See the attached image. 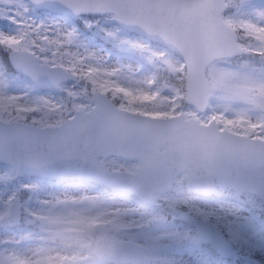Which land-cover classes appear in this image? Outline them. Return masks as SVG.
<instances>
[{"label":"rangeland","instance_id":"rangeland-1","mask_svg":"<svg viewBox=\"0 0 264 264\" xmlns=\"http://www.w3.org/2000/svg\"><path fill=\"white\" fill-rule=\"evenodd\" d=\"M227 3L222 19L238 33L252 64L235 57L211 62L209 107L199 113L184 100L182 104L184 61L146 37L122 29L112 21V14L69 19L36 10L26 0H0V51L5 57L14 49L27 50L40 62L61 66L80 80L64 83L59 93L39 90L23 75L9 77L14 73L5 71L8 67L0 55V119L56 126L75 110L89 111L98 89L132 112L194 116L202 123L214 121L221 129L264 140V115L252 101L254 93L264 94V0ZM236 6H242L240 12H235ZM168 74L170 82L165 78ZM98 160L116 170L136 172L140 166L137 160L116 156ZM187 178L186 172L173 176L172 188L155 195L149 205L105 187L18 176L10 164L0 163V247L9 251L0 252V264H116L94 254L100 236L141 246L149 258L146 264H262L250 257L264 259L262 199L220 182L215 183L213 197L203 199L188 193ZM16 196H20V217L11 224ZM176 209L210 222L217 234L224 235L232 253L223 256L219 241H204ZM100 224L103 230L96 229ZM30 239L36 240L30 243Z\"/></svg>","mask_w":264,"mask_h":264},{"label":"water","instance_id":"water-1","mask_svg":"<svg viewBox=\"0 0 264 264\" xmlns=\"http://www.w3.org/2000/svg\"><path fill=\"white\" fill-rule=\"evenodd\" d=\"M38 10L76 19L84 14H113V22L173 50L185 62L187 104L199 112L208 108L211 84L208 65L220 58L248 53L236 32L222 20L226 0H28ZM12 68L45 91H62V83L79 82L61 66L40 62L30 51L8 53ZM89 111L56 126L0 119V162L17 175L58 181L93 182L151 204L155 194L172 188V177L188 172V193L210 198L215 182L241 192L249 189L264 202V140L221 129L211 121L183 115L148 116L117 106L103 92L94 95ZM264 114V94H253ZM119 156L141 162L136 172L110 169L98 157ZM197 227L205 241L218 240L220 252L231 254L224 236L190 212L176 209ZM20 217V198L12 202L10 222ZM103 230V225L96 227ZM103 245L101 246V243ZM108 244V247H105ZM94 253L115 263H147L142 248L100 236ZM71 264V263H63Z\"/></svg>","mask_w":264,"mask_h":264},{"label":"trees","instance_id":"trees-1","mask_svg":"<svg viewBox=\"0 0 264 264\" xmlns=\"http://www.w3.org/2000/svg\"><path fill=\"white\" fill-rule=\"evenodd\" d=\"M241 7L240 6H236L235 7V11L237 12H240L241 11ZM154 44V43H153ZM169 50V49H168ZM170 52H171V50H169ZM0 55H2L3 56V58H4V60H3V65L4 66H7L8 67V71H11L12 73H14L12 70H11V68H10V66H9V63H8V59L5 57V55L0 51ZM245 57V56H244ZM183 75H184V73H183ZM20 78L21 76L20 75H18V74H15L14 73V75H11V78ZM161 77H163V76H161ZM172 75L171 74H168V75H166L165 76V78H166V80L168 81V82H170L171 80H172ZM10 80V79H9ZM183 84V90H184V88H185V82H183L182 83ZM100 90H98V89H96V92H99ZM182 99V103H183V97H181ZM257 255H259L258 253H257ZM260 257H258V256H255L254 254H252V255H250V257H252V258H255V259H258V260H261V263L262 264H264V259H263V257L261 256V255H259ZM258 263V262H257ZM259 264V263H258Z\"/></svg>","mask_w":264,"mask_h":264},{"label":"bare ground","instance_id":"bare-ground-1","mask_svg":"<svg viewBox=\"0 0 264 264\" xmlns=\"http://www.w3.org/2000/svg\"><path fill=\"white\" fill-rule=\"evenodd\" d=\"M35 240L36 239H30V243H34L35 242ZM10 241V243H11V245H8V247H11L12 245H13V241L12 240H9ZM21 251L23 252V251H25L26 253H28V251L27 250H22L21 249ZM0 252H2L3 254H8L9 253V251H6L4 248H2V247H0ZM16 253H18V252H16ZM15 255H17V254H15Z\"/></svg>","mask_w":264,"mask_h":264}]
</instances>
